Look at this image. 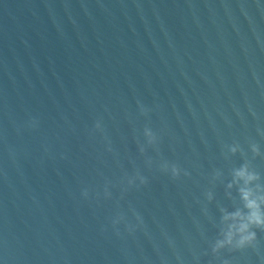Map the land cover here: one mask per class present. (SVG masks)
<instances>
[{
    "label": "water",
    "instance_id": "obj_1",
    "mask_svg": "<svg viewBox=\"0 0 264 264\" xmlns=\"http://www.w3.org/2000/svg\"><path fill=\"white\" fill-rule=\"evenodd\" d=\"M244 163L264 0H0V264H264L210 247Z\"/></svg>",
    "mask_w": 264,
    "mask_h": 264
},
{
    "label": "clouds",
    "instance_id": "obj_2",
    "mask_svg": "<svg viewBox=\"0 0 264 264\" xmlns=\"http://www.w3.org/2000/svg\"><path fill=\"white\" fill-rule=\"evenodd\" d=\"M251 150L258 152L255 145ZM231 151H236V148ZM260 179V174L247 163L233 169L232 180L227 187L236 186L241 206L233 211L221 209L218 237L210 245L213 254L221 249L239 250L254 246L257 241L254 229L264 230V185L259 183ZM222 264H229V261L224 260Z\"/></svg>",
    "mask_w": 264,
    "mask_h": 264
}]
</instances>
